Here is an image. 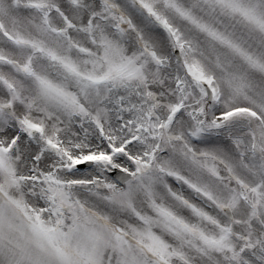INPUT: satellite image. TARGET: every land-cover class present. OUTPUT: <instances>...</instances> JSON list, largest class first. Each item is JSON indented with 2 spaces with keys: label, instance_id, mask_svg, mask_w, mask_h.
<instances>
[{
  "label": "snow or ice",
  "instance_id": "1",
  "mask_svg": "<svg viewBox=\"0 0 264 264\" xmlns=\"http://www.w3.org/2000/svg\"><path fill=\"white\" fill-rule=\"evenodd\" d=\"M0 264H264V0H0Z\"/></svg>",
  "mask_w": 264,
  "mask_h": 264
}]
</instances>
